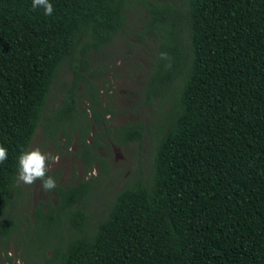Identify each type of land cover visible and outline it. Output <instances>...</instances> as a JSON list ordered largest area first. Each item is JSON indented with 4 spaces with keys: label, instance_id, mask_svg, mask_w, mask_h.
Wrapping results in <instances>:
<instances>
[{
    "label": "trees",
    "instance_id": "16d2710c",
    "mask_svg": "<svg viewBox=\"0 0 264 264\" xmlns=\"http://www.w3.org/2000/svg\"><path fill=\"white\" fill-rule=\"evenodd\" d=\"M49 2L54 12L45 16L32 0H0V145L8 150L0 220L15 206L18 157L39 125L47 140L81 131L84 173L97 163L107 172L100 144L86 141L79 90L104 126L98 90L86 77L90 57L123 33L127 10L139 3L158 53L144 103L168 104L148 173L117 192L101 218L85 210L97 179L57 185V204L33 211L27 247L43 264H264V0ZM64 65L71 85L44 116ZM144 132L135 121L111 134L124 147L143 141ZM16 229L10 216L0 225L6 238ZM42 230L57 241L47 245Z\"/></svg>",
    "mask_w": 264,
    "mask_h": 264
},
{
    "label": "rangeland",
    "instance_id": "374dc122",
    "mask_svg": "<svg viewBox=\"0 0 264 264\" xmlns=\"http://www.w3.org/2000/svg\"><path fill=\"white\" fill-rule=\"evenodd\" d=\"M153 3L179 4L181 0H147ZM147 18L144 5L134 3L126 12L124 31L114 41L102 48L100 52L93 53L90 57V66L86 77L96 86L101 110L106 121L99 126L88 114L91 103L84 97L83 91L78 96V110H84V119L88 122V135L86 141L93 145L96 140L100 145L96 153L106 159L107 172L99 163L93 168L96 170L94 177L84 173V165L78 156L81 150V131L75 129L70 132L69 139L59 133L52 140H47L42 127L39 125L28 150L39 147L45 154L59 156V163L49 161L47 175L51 176L58 186L66 188L82 180L97 179L94 191L86 201V212L95 217L105 216L114 199L121 189L133 181L135 175L141 172L144 176L148 173L151 159L152 143L155 140V128L162 121L167 109V103L158 102L147 105L144 103L145 83L150 73L152 64L157 56V40L147 35L143 29ZM72 75L64 65L61 74L53 84L46 100L43 115H49L62 102V87L71 85ZM43 119L41 122H43ZM141 121L145 132L143 141L124 147L114 143L111 131L115 127L123 126L130 122ZM27 150V151H28ZM92 168V169H93ZM15 206L6 207L0 225L7 222L10 216L16 222V230L6 238L0 232V264H43V259L37 260L27 247L28 234L35 225L33 211L38 206L46 210L49 205L57 204L55 191H45L41 188V181L33 185L17 182V191L12 197ZM38 230V229H37ZM38 233V231H37ZM52 233L41 231L47 245L56 242ZM57 237V235H56ZM52 244V243H51ZM50 244V245H51ZM46 247V244L38 246ZM31 248V247H30ZM32 249V248H31ZM11 253V255H9ZM38 254V252H37ZM51 253L47 252L46 257Z\"/></svg>",
    "mask_w": 264,
    "mask_h": 264
},
{
    "label": "clouds",
    "instance_id": "9594fccd",
    "mask_svg": "<svg viewBox=\"0 0 264 264\" xmlns=\"http://www.w3.org/2000/svg\"><path fill=\"white\" fill-rule=\"evenodd\" d=\"M43 7L44 15L51 16L54 12V7L49 0H32V8ZM162 59H167L166 53H161ZM88 114L91 115L89 109ZM8 158V150L5 146L0 145V164H4ZM60 157L45 154L39 147L22 151L18 157V175L16 177L18 183L25 185H33L37 180L41 181V188L45 191L51 192L57 187L56 181L47 175L49 161L51 163H59ZM96 170L93 168L90 176L96 175ZM11 255V253H9ZM16 264H21L19 260Z\"/></svg>",
    "mask_w": 264,
    "mask_h": 264
}]
</instances>
